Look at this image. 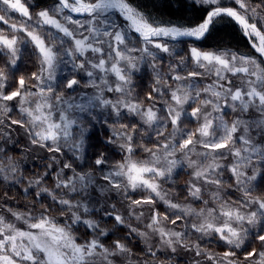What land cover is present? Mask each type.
<instances>
[{
  "label": "snow or ice",
  "instance_id": "6c2138e0",
  "mask_svg": "<svg viewBox=\"0 0 264 264\" xmlns=\"http://www.w3.org/2000/svg\"><path fill=\"white\" fill-rule=\"evenodd\" d=\"M206 7L204 19L195 26H185L183 24H161L158 21L146 16L135 6L129 3V0H58L57 7L51 11L42 10L36 14L35 21H32L31 13L22 0H0V4L6 6L5 14L0 15V22L8 24L6 18L7 11L12 10L19 13L21 17L27 18L19 26L12 23L9 27L13 33L22 32L25 34L23 39L32 43L40 54V73H33L32 79L37 81L35 87L37 92H25L23 95L18 89L11 91L9 94H3L0 91V101H11L20 97V111L27 117L26 121L11 120V124H19L21 127L27 123L25 131L29 134L30 141L33 145H39L46 148L49 152H56L63 155L62 149L66 148L75 156L82 153L84 145V132L86 130L84 120L85 115L89 122L95 121L92 109L111 108L119 115L121 109H126L141 117L144 124L155 125L152 132L156 137V144L153 148L144 147L143 151L150 153L146 159H134V149L132 145V133L136 132L133 125L130 132L124 133L125 143L120 144V148L125 152L121 162L112 166L107 172L103 168V179L107 181L105 186H100L101 191L113 190L117 193H127L129 190L135 191L140 189L150 194L143 199L131 200L129 208L133 205L155 203L153 196L162 200L168 209L175 210L171 213L174 217L171 223L176 224L190 215L203 217V222L197 224H187L203 236L209 233H216L218 240L224 245L239 249L244 239L249 234L253 235L256 240L264 242V199L260 197H250L251 189L247 187L248 183L255 176H247L244 169L251 167L253 173L257 168L264 166V143H257L256 138L250 135L253 129L259 130L258 135L264 133V67L252 57L239 55L228 50L221 51H201L196 47L189 49V58L198 69H205V72L188 71L186 75L179 73L171 74L170 79L175 82V87L162 82L161 88L154 91L163 96L167 90L172 104L166 107V117H159L158 110L152 107L144 108L141 103L124 99L130 95L131 90L127 87L131 83L129 69H136L138 59L143 56L155 58V53L149 50V46L167 53L170 56L175 55L173 48L169 46L170 41H180L182 38L202 39L210 30L217 18L226 16L231 18L240 27L245 36L252 41V47L264 56V33L260 31L255 22L258 15L255 8L249 9L245 0H229L230 3L238 5L239 10L230 6H222V0H195ZM64 10L69 13L87 14L89 19L84 22L74 20L71 15H62ZM115 10L123 20V24H118L109 16L111 11ZM62 15V19H57ZM31 22V23H29ZM27 25V26H26ZM71 25V27H69ZM48 26L55 29L56 36L49 35L51 43H45L38 29ZM261 27H264V17H261ZM128 31L137 35L143 47H129L131 43L128 40ZM87 33V34H85ZM62 34V35H60ZM167 38L166 42H160L161 39ZM18 38L12 35L11 38L0 34V50L6 49L10 56V65L15 66L17 59ZM58 45V46H57ZM139 51L141 57L132 56L131 53ZM91 52L96 59L85 58V53ZM68 57V61L63 58ZM77 57L81 59L77 63ZM71 62L72 72L84 69L86 75L90 78L86 86L96 89L94 94L80 93L79 98L75 94L74 86L79 85L75 76L66 78L56 91V85L53 81L56 79V69L61 64ZM85 63L92 70H97L99 77L94 76V71L84 68ZM186 58L181 56L175 65L169 66V72L174 73L175 68L181 67L184 71ZM155 70V65L153 64ZM113 74L116 78L115 85H110L107 76ZM205 74H214L216 79L212 84L206 85L203 89L199 88L195 79ZM231 76L239 79L238 85H233L229 79ZM99 79L103 88L96 83ZM192 80V83L184 81ZM7 76L3 69H0V89L5 86ZM21 88L25 85L23 77L18 81ZM157 83H161L159 73H157ZM67 89H73L72 93L64 95ZM116 92L121 96L115 101L109 100L103 96V92ZM205 93L204 99H201V93ZM28 96H36L34 107H24L28 101ZM149 100L152 94H149ZM191 103L194 107L187 111L184 105ZM198 105V106H195ZM203 109L208 111L202 112ZM228 108L232 112H239L229 123L224 119V109ZM253 115L244 118L249 110ZM10 111L3 104H0V113ZM213 113L217 115L213 116ZM200 114V115H198ZM182 115L200 120L202 123L195 132L186 131L179 127V121ZM165 120L173 126L172 131L164 141L159 137L164 135V129L167 127ZM213 121H218L215 129ZM106 123V121H105ZM3 124V120H0ZM76 126L80 129L79 136L73 138L72 128ZM242 134L234 138V134L240 130ZM179 133L181 139L176 140ZM219 133V135H216ZM140 135V133H136ZM199 134L200 139L194 141L193 137ZM7 143V134H3ZM211 137L209 139H206ZM239 140L240 147H236V140ZM109 143L111 141H108ZM200 144L204 149L210 151L199 153L204 157L205 164L197 167V162L189 159V153L195 152V145ZM191 146V147H189ZM221 149H228L227 154L235 158V162L230 166V171L236 183V190L243 192V199L240 201V207H233L227 201H223L219 196L220 186L223 183L219 178L222 173L217 169L223 165L217 162L219 157L225 155L220 152ZM186 150V151H185ZM177 151L184 153V159L188 161V167L195 168L193 176L196 180H203L205 184H213L217 191L210 193L213 200L219 201V208H201L196 211L191 205H181L166 200L161 195L160 185L157 181L170 179L173 169L182 161L170 159ZM4 152L3 145H0V153ZM211 157V162L208 160ZM4 157H0V178L7 182L10 180L9 174H15L19 165L14 163L12 157H7V165L4 163ZM56 160V157H51ZM255 160V164L253 161ZM163 161V166L161 162ZM95 166L107 165L108 161L104 159V154L99 153L93 158ZM51 167V165H49ZM65 169L70 170L71 175H65ZM45 176L47 173L44 174ZM43 177L35 180H29L32 185H40ZM14 183H19L16 180ZM95 183V177L92 171L77 172L73 166L67 162L55 173V188L57 190H66L67 193L88 194V188ZM27 192V189H24ZM188 195L195 200L201 199V189L194 183L188 185ZM41 192L46 193L53 202L61 206L62 212L71 213L73 223H83L89 229L93 230L96 237L87 240L84 243H76L75 237L69 231L70 226H60L53 217L41 212L39 216H27L22 213L12 212L17 220H23L27 224V230H21L15 227L13 223L6 222L3 216H0V264H96V260H102L103 264H113L110 257L130 253L124 244L119 240L115 241L112 248L105 247L100 243L99 237L107 235V232L100 228L99 224L92 219H85L80 213L87 214L91 211L86 203L82 200L74 202L67 199L64 193L58 198L52 191L47 188H40L35 193L37 197ZM129 199H131L129 197ZM207 205L208 201H203ZM255 209L250 212H243L241 208ZM115 209V206H112ZM11 211V210H9ZM215 213V215H214ZM112 215L111 213H106ZM142 215V213H141ZM217 216L223 217V223L217 225L214 221ZM164 220L169 218L168 214L163 215ZM113 219L120 224L124 219L120 215H114ZM139 219V216H137ZM161 214L153 211L150 217L148 228L157 232L164 245L176 251L175 244H181L187 250L194 251L196 256L202 254L206 259L211 260L213 264H235L228 258L235 255V251H226L223 256L217 259L210 252L201 249L199 244H193L190 248L186 243H182L184 233L169 231L163 228H154V225L160 223ZM235 225V226H233ZM247 225L248 227H244ZM136 232L135 228L131 229ZM144 236L145 233H138ZM152 248L145 249L147 255L156 258V252ZM256 256L255 264H264V251L257 253L253 248L244 254V258L250 259ZM147 264V262H145ZM199 264V261H197Z\"/></svg>",
  "mask_w": 264,
  "mask_h": 264
},
{
  "label": "rangeland",
  "instance_id": "374dc122",
  "mask_svg": "<svg viewBox=\"0 0 264 264\" xmlns=\"http://www.w3.org/2000/svg\"><path fill=\"white\" fill-rule=\"evenodd\" d=\"M185 1L194 5H198L206 11V7L199 4L198 2H195V0ZM22 2L28 7L29 12L32 16V21H35L36 14L42 10H49L51 14V11L57 7L58 0H22ZM129 3L135 6L139 11L143 12L146 16H149L151 19L158 21L161 24H168L169 22H171L173 24H183L189 27L196 25H188L187 19H173L167 14H158L153 10H150L146 7L144 8L138 0H129ZM245 3L247 4L249 9L255 8L258 14L254 21L250 19L249 22H255L260 31L264 33V27H261V17H264V0H245ZM222 6H230L239 10L238 5H236L235 3H230L229 0H222ZM5 8L6 6L0 4V15L5 14ZM62 15H71L74 20H80L84 22L89 19L87 14L69 13L67 10H64ZM62 15H58L56 18L62 19ZM109 16L118 24L124 23L122 18L115 10L111 11L109 13ZM6 18L8 19L9 23L6 25L3 22H0V34L8 36L9 38H11L12 35H16L18 38V44L16 45L18 51L16 54L17 59L15 66H11L9 63L11 58L7 50H0V69H3L4 73L7 76L5 86L0 89V91H2L3 94H9L11 91H16L19 89L22 95L25 92H37L38 88L35 87L37 81L32 79V74L40 73V54L38 52V49L32 43L27 42V40L23 39V37L25 36L24 33H13L9 27L12 23H16L19 26V24L22 21L27 20V18L21 17L19 13H16L12 10L7 11ZM200 22H202V20ZM69 27H71V25H69ZM37 31L40 32L42 37L45 39L46 44L51 43L49 35H57L56 30L50 29L48 26H44L42 29H38ZM127 35L128 40L131 42L129 44V47H143L141 41L137 39L136 34H134L132 31H128ZM242 35L245 38L246 42L245 47H242L243 52L237 51L227 46L203 49L199 45H195L192 43L186 44L185 41H183L195 38H182V41H170L169 46L175 51V55L173 56H170L167 53H163L155 49L154 47L149 46V50L155 53V58L144 55L143 59H138L136 61V69L128 70L130 74L131 83L127 85V87L131 90V92L130 95L124 97V99L141 103L144 108L152 107L154 110H158L157 115L159 117H166L167 105L172 104L174 106V102L171 101L167 90H163L164 94L163 96H160L154 91V89L161 88L163 81H167L168 84L175 87V82L170 79L171 74L179 73L181 75H186L188 71H199L202 73L205 72V69H198L191 62L189 58V49L191 47H196L201 51L213 52L228 50L231 52H235L239 55L252 57L261 65V67H264V58L252 48L249 39L245 36L243 32ZM204 37L200 40H203ZM253 40L255 41V38H253ZM166 41L167 38H163L160 40V42ZM29 48L32 49L37 55L35 56L32 51L26 50ZM131 55L135 57H141L143 54L139 51H135L132 52ZM181 56L186 58V64L182 66L184 68V71H181V67H177L175 68L174 73H170L169 66L175 65ZM85 58L91 59L93 61L96 59V57H94L91 52L85 53ZM63 59L65 61H68V57H64ZM76 62L80 63L81 59L77 57ZM153 64L155 65V70L153 69ZM84 68L94 71V76L96 77L103 75L97 70L90 69L87 63H85ZM143 72H147L149 74L148 81L143 80L142 77L139 78V75ZM157 73H159L161 83H157ZM55 75L56 79L53 81V83L57 86L56 91H59V86L63 83L66 78L74 75L75 78L80 82L78 86H74L77 98H79L80 93H86L91 95L96 92L95 88L91 86H86L90 78L86 75L84 69H79L75 73L72 72L71 62H68L67 64L61 63L57 67ZM20 77H23L25 80V85L23 88H21L18 83ZM215 79L216 77L214 74H205L197 77L195 79V82L199 88L203 89L206 85L212 84ZM229 79L233 81V85L239 84V79L237 77L231 76L229 74ZM107 81L110 85L114 86L116 83V78L113 74H109L107 76ZM96 83L100 85L101 88L104 87V85L101 84L99 79H96ZM184 83H192V80L190 79L188 81H184ZM72 92L73 89H67L64 95L67 96L69 93ZM150 93L152 94L151 100H149L148 98ZM205 95L206 94L202 92L200 98L204 99ZM103 96L109 100L115 101L118 97L121 96V94L116 92L104 91ZM37 99L38 97L36 96H28V101L30 103H26L24 107H34L35 101ZM19 101L20 97H16L11 101H0V104H3L5 107L10 109V111H8L6 114L0 113V120H3V124H0V145H3L4 148V152L0 153V157L5 158V165H7V157L9 156L12 157L14 163H17L19 165L18 170L15 174H9L10 180L7 181V184L8 182L13 183L16 180H19V183H17L15 186L20 187L21 189H23V191L24 189H27V192L33 190V192L36 193L37 191H39L40 188H47L52 191L58 198L63 192L65 198L72 199L74 200V202L77 200H82L88 205L91 211L87 214L80 213V215H82V217L85 219H92L96 221L99 224L100 228L104 229L107 232L108 238L114 232V222L115 224H117L118 229L120 231L124 232L129 230V234L134 236L132 241L122 239L119 240V242L121 244H124L128 249H130V253H124L122 255L110 257V259L113 261V264H145V262H147V264H197V261H199V264H213V262L211 260L206 259L203 254L201 256H196L194 251L187 250L186 248L182 247L179 243L174 245V247L176 248L175 252H172L170 248L164 245L161 241L159 234L153 231V229L147 227V225L151 222L150 217L152 216L153 211H158L161 214L160 223L158 225H154V228H163L166 232H182L184 233V237H182V243H186L189 248L193 244H199L201 249L206 252L212 253L214 256L217 257L218 260L220 257L223 256L224 252L235 251V255L228 258L229 260L234 261L235 264H255L257 260L256 256H253L250 259L246 260L244 258V254L248 251H251L253 248L257 250V253H259L260 251H264V242L256 240L253 235L250 237L249 235L251 234H249L248 237L244 239L239 249H234L232 247L224 245L223 242L219 241L217 234L214 232L209 233L208 235H205L203 236V238H201L200 233L196 232L190 227H185V225L187 224L199 225L203 222V217L190 215L188 217L183 218L182 220H178L176 224L171 223V220L174 218L171 213L175 210L168 209L162 200L155 197V194H151L153 196V199L155 200V203H142L141 205H133L130 209L129 204L131 203V200L143 199L144 197H147L150 194L147 191H142L140 189H136L135 191L129 190L127 193H117L113 190H107L103 192L101 191L100 186H105L107 184V181L102 178L103 173L100 171V169L103 168L104 171L107 172L112 166L116 165L118 162H121L126 154L120 148V144L125 143L124 133L130 132L133 125H135L136 132L132 133V145L134 149L133 158L146 159L149 157L150 153L143 151V148L147 147L153 148V150H155L154 145L157 141L154 133L152 132V128H154L155 125H152L150 127L149 125L144 124L140 116L134 113H130L126 109H121L119 115H117L116 112L113 111L111 108L92 109L93 115L96 117V120L89 122L87 116L85 115L84 124L86 130L83 136L84 145L82 153H77L74 156L72 152L64 148L62 149L63 155H61L56 152H49L46 148H42L38 144L33 145L30 141L29 134L25 131L26 127H28L27 123H25L24 127H21L19 124H11V120H27L26 115L21 113L20 111L21 105ZM192 107H194V105H191V103L184 105V108L187 111H191ZM204 111H208V109L202 108V112ZM215 115H217V113H213V116ZM220 115H223L224 119L231 123V121L235 119L237 115H239V112H232L228 108H225L223 113H221ZM251 115H253V112L250 109L248 114L245 115L244 118L247 119L248 116ZM202 122V119L196 120L190 118L187 115H182L179 121V127L186 131L195 132ZM165 123L167 124V127L164 129V135L159 137L160 141H164L165 137H167L173 129V126L170 122L165 120ZM217 123L218 121H213V128L209 130L210 133L215 129V125ZM93 125H101L103 126V128L106 127L109 131L110 136L108 138V141L111 142H107L108 144L106 145V147H104L105 149L103 153L104 159L108 161V164L95 166V169L92 170L95 177V183L88 188L87 195H82L80 193H67L66 190H57L55 188V173L63 167L65 162L71 164L77 172H81L82 170L91 171L90 169H82L80 165L87 161V156L89 158L88 160H90V156L88 154L89 147L94 146V139L93 136L89 137V135L94 130V128H92ZM242 131L243 130L241 129L240 131L235 133L234 138L239 137L242 134ZM258 131L259 130L253 129L250 131V135L256 138L257 143H264V133L258 135ZM79 132L80 129L74 126L72 128L73 138L79 136ZM4 133L7 134V143H5L6 137L3 135ZM136 133H140V135H137ZM216 135H219V133H216ZM209 138L211 137H208L206 139ZM180 139L181 137L178 133L176 136V140L179 141ZM193 139L194 141L199 140V134L195 135ZM110 145L112 146V148H110ZM235 146H241L238 139L236 140ZM113 148L116 150H114ZM117 150L121 153V157L118 154ZM206 151L210 150L204 149L200 144L197 143L195 145V152L189 153V159L192 161H196L197 167H200L201 165L205 164V160L203 156L199 155V153ZM219 151L225 153L224 156L219 157L217 160L219 164L223 165V167L217 169V172L222 173L219 178L223 182L220 186L219 196L223 201H227L231 206L240 207V201L243 199V192L236 190V183L230 171V166L235 162V158L231 154H227L228 149H221ZM53 156L56 157L55 161L51 159V157ZM43 159H45L44 162H41ZM170 159L182 161L183 163L178 164L173 169L170 179H161L157 181L160 185L161 195H163L166 200H169L173 203L181 205H191V207L194 208L196 211H199L201 208L218 209L220 202L213 200L212 196L210 195V193L217 191L216 186L213 184H205L203 180H196L194 178L192 174L196 169L188 167V161L184 159L183 152L177 151L173 157H170ZM91 161L93 163V159ZM208 162H211V157L209 158ZM253 163L255 164V160L253 161ZM31 164H39L38 166L42 165L44 169L39 171V168L36 167L35 171L38 168V171H36V173L31 172L33 174L27 175L24 169L27 165ZM49 165H51V167H49ZM160 166H163V161L161 162ZM261 170L262 166L258 167L255 173H253L251 167L244 169V171H246L247 173V176H255V178L252 179L247 185V187L251 189L249 198L260 197L261 199H264V194H260V192L258 191L254 192L253 190L254 185L258 180L260 173L262 172ZM64 171L66 176L71 175L70 170L65 169ZM45 173H47L46 176L44 175ZM185 173H188V176L185 179L187 189L190 182L196 184V186L201 189V199H193L191 196L188 195L187 189L185 191H182L181 193L179 192L178 188H176V186H172V184L177 185L180 182L179 176ZM49 176H51V178H49ZM40 177H43V180L40 185H29V180H35ZM1 179L2 178H0V180ZM41 197H44L42 199H45L46 201H48V199L52 201L46 193L41 192L40 196L37 198L39 199ZM129 197L131 199H129ZM4 201H6L7 204L3 203ZM4 201L0 204V216H3L6 222L13 223L16 228L21 230H27V224L23 220H17L12 215V212L22 213L26 216L28 214H31V216H39L41 212H45V210H47L44 206H40L38 202L36 203L33 201L29 202L27 200H23L20 201L19 205L22 207L20 208L19 205L8 201L6 197ZM203 201H208L207 205H205ZM113 205L115 206V209H113ZM158 205H163L165 207L164 212L158 209ZM58 206L61 207L60 205ZM255 207V205H252L251 208H241V211L250 212L254 210ZM97 211H99V213H97ZM47 213L51 215L50 217H53L55 219L58 225L65 227L70 226L69 231L75 237L76 243L78 244L84 243L85 241L91 240L96 237V234L93 232V230L89 229L83 223H73L72 219L70 218L71 213L69 212L57 213L47 210L46 214ZM106 213H111L112 215H107ZM165 214H168L169 216L167 220H164L162 218ZM114 215H120L124 219V223H117L113 219ZM137 216H139V219H137ZM223 219V217L217 216L214 222L217 225H220L223 223ZM101 220H103V222H101ZM109 220L113 221L110 223V225H107V221ZM244 227L248 226L245 225ZM77 228L88 232V234L90 233L89 236H82L81 233L76 230ZM132 228H135L137 231L132 232ZM141 232L145 233V235H138V233ZM107 235L100 236L99 241L100 243L104 244L105 247L111 249L113 246L111 245V243L114 244L115 241L104 242ZM251 238L254 239L255 244H248ZM218 244L221 246L218 247ZM149 247L153 250H158L156 252V258H152L150 255L146 254L145 249ZM96 264H103V261L97 259Z\"/></svg>",
  "mask_w": 264,
  "mask_h": 264
},
{
  "label": "trees",
  "instance_id": "16d2710c",
  "mask_svg": "<svg viewBox=\"0 0 264 264\" xmlns=\"http://www.w3.org/2000/svg\"><path fill=\"white\" fill-rule=\"evenodd\" d=\"M143 7L148 8L150 10H153L157 12L158 14H167L168 16L172 17L173 19L175 18H182V19H187V24L188 25H195L199 23L201 20L204 19V14L205 10H203L200 6L191 4L189 2H186L185 0H138ZM137 37V36H136ZM182 41V40H181ZM185 43H192L195 45H199L203 49L207 48H218L220 46H227L232 49H235L237 51L243 52V48L245 47V38L242 35L240 27L236 24L234 20L231 18H228L226 16H222L220 18H217L216 21H214L213 25L210 27L209 32L207 35L204 37L203 40H193V39H187L183 40ZM32 51L34 54L35 52L32 49H26ZM37 54H35L36 56ZM30 68V67H29ZM149 73V71H148ZM147 72H143L142 74L139 75V78H143V80H149V74ZM145 74V75H144ZM147 76V77H146ZM192 121V120H190ZM128 122V121H124ZM194 122V121H193ZM94 130L91 132L89 137L93 136L94 139V146L89 147V156L90 160H88L87 156V161L80 165L82 169H87V170H94L95 165L92 163V159L97 156L99 153H104V147L108 144V138L110 136L109 131L107 128H103L101 125H93ZM91 131V130H90ZM90 133V132H89ZM110 148L112 146L110 145ZM114 149V148H113ZM116 150V149H114ZM118 154L121 157V153L117 150ZM45 159H43L41 162H44ZM77 164V163H76ZM39 164H31L27 165L24 169L25 173L27 175L36 173V171H41L43 168L42 165L38 166ZM90 166V167H88ZM37 170L35 171V169ZM262 172L260 173V176L258 180L256 181L254 185V192L258 191L260 194H264V166H262ZM33 172V173H31ZM52 173V172H51ZM50 173V174H51ZM188 173L181 174L180 177V182L177 185L172 184V186H176L178 188L179 192L182 193V191H185L187 189L185 179L187 178ZM51 178V176H49ZM48 178V180H49ZM184 182V183H182ZM1 184V190H0V204L4 201L5 197L7 198L8 201L13 202L17 205L20 204V201L27 200L29 202H38L40 206H44L47 210L51 212H57V213H64L61 211V207L58 206L57 203L52 202L48 199L46 201L45 199L37 198L33 190L29 192H24L23 189H21L18 186H15L17 183H9L3 181L2 179L0 180ZM34 194V196H33ZM10 198V199H9ZM3 199V200H2ZM42 199V200H41ZM39 200V201H38ZM3 203H6L4 201ZM7 204V203H6ZM56 205V206H54ZM20 206V205H19ZM159 210H162L164 212V206L163 205H158L157 206ZM20 208H22L20 206ZM99 213V211H97ZM46 215L51 216L49 213ZM113 220L107 221V225H110V223ZM103 222V220H101ZM114 232L111 234V236L108 238V235L106 236L104 242H114L117 240H131L134 238L133 235L129 234V230L127 231H120L118 229L117 224L114 222ZM78 226V225H77ZM76 226V227H77ZM75 227V226H74ZM81 233L82 236L87 237L89 236L88 232L83 231L79 228L76 229ZM118 231V232H117ZM250 237L252 235H249ZM248 244H255V241L253 238H251L248 242ZM111 245H113L111 243ZM213 245V244H212ZM218 247L221 245H217ZM141 248V247H140Z\"/></svg>",
  "mask_w": 264,
  "mask_h": 264
},
{
  "label": "bare ground",
  "instance_id": "6f19581e",
  "mask_svg": "<svg viewBox=\"0 0 264 264\" xmlns=\"http://www.w3.org/2000/svg\"><path fill=\"white\" fill-rule=\"evenodd\" d=\"M250 21V20H249ZM193 40H196V39H193ZM250 41V40H249ZM254 42H256V40L254 41H250V44H251V46H252V43H254ZM253 48V47H252ZM254 49V48H253ZM255 50V49H254ZM256 51V50H255ZM257 52V51H256ZM258 53V52H257ZM260 56H261V54L260 53H258ZM263 58H264V56H262Z\"/></svg>",
  "mask_w": 264,
  "mask_h": 264
}]
</instances>
